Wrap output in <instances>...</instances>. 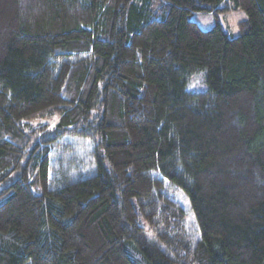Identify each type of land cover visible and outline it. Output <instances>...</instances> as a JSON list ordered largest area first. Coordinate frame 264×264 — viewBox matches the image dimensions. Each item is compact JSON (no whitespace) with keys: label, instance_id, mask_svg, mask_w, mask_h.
Here are the masks:
<instances>
[{"label":"trees","instance_id":"obj_1","mask_svg":"<svg viewBox=\"0 0 264 264\" xmlns=\"http://www.w3.org/2000/svg\"><path fill=\"white\" fill-rule=\"evenodd\" d=\"M0 264H264V0H0Z\"/></svg>","mask_w":264,"mask_h":264},{"label":"rangeland","instance_id":"obj_2","mask_svg":"<svg viewBox=\"0 0 264 264\" xmlns=\"http://www.w3.org/2000/svg\"><path fill=\"white\" fill-rule=\"evenodd\" d=\"M247 17L248 15L246 11L242 9L227 12L219 11L217 14L215 12L197 11L191 16V18L195 20L204 30L212 29L216 23L220 21L231 36L240 35L239 23L240 21L245 20ZM201 79V76H197L195 82L197 86L195 88L202 86V84L199 85ZM190 88L193 87L190 86ZM91 148V142L89 140L80 138H67L65 139L63 147L58 153L62 154L63 164L69 173L71 172L76 174L80 171H78V165H80V162L81 164L83 163L84 166V170L82 171H90L93 167L90 162ZM58 153L56 152V155ZM167 185V192L180 203L186 212V226L189 233H191L193 240L200 239V226L187 193L181 188L170 184L169 182H167ZM150 236L152 239L157 240L152 232H150Z\"/></svg>","mask_w":264,"mask_h":264}]
</instances>
